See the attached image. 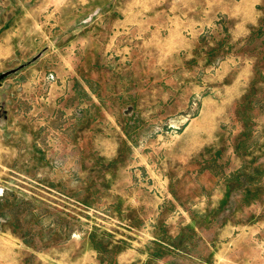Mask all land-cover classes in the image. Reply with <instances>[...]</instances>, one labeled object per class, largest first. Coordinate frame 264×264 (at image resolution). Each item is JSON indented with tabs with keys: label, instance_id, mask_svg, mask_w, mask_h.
<instances>
[{
	"label": "rangeland",
	"instance_id": "obj_1",
	"mask_svg": "<svg viewBox=\"0 0 264 264\" xmlns=\"http://www.w3.org/2000/svg\"><path fill=\"white\" fill-rule=\"evenodd\" d=\"M0 264H264V0H0Z\"/></svg>",
	"mask_w": 264,
	"mask_h": 264
}]
</instances>
